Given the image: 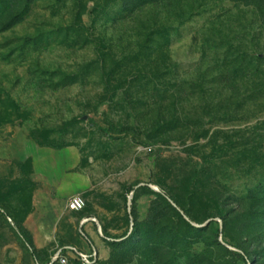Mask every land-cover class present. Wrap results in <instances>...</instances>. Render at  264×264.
I'll return each instance as SVG.
<instances>
[{
	"label": "rangeland",
	"instance_id": "rangeland-1",
	"mask_svg": "<svg viewBox=\"0 0 264 264\" xmlns=\"http://www.w3.org/2000/svg\"><path fill=\"white\" fill-rule=\"evenodd\" d=\"M144 1L0 0V264H264V0Z\"/></svg>",
	"mask_w": 264,
	"mask_h": 264
},
{
	"label": "crops",
	"instance_id": "crops-1",
	"mask_svg": "<svg viewBox=\"0 0 264 264\" xmlns=\"http://www.w3.org/2000/svg\"><path fill=\"white\" fill-rule=\"evenodd\" d=\"M48 161L51 172V179L53 185H55V191L51 197L46 201V206L48 210L53 212L57 211L58 214V226L57 230L62 229L68 216L73 212L67 207L70 199L77 197L81 191L86 189L87 180L83 175L78 174V176H72L70 173V168L76 166L80 161V156L77 150H71L69 152L63 153V155H58L55 157L54 154L48 155ZM90 218L85 217L80 221L81 227L88 233L90 239L96 244L97 232L94 228L93 222ZM33 231V230H32ZM34 232V231H33ZM49 233V232H48ZM35 234V232H34ZM45 228L40 230L38 235L35 234L36 241L42 242L44 237L50 239L51 235L47 234ZM58 231L53 235L54 239L59 238ZM90 240V242H91ZM69 248V247H67Z\"/></svg>",
	"mask_w": 264,
	"mask_h": 264
},
{
	"label": "built area",
	"instance_id": "built-area-1",
	"mask_svg": "<svg viewBox=\"0 0 264 264\" xmlns=\"http://www.w3.org/2000/svg\"><path fill=\"white\" fill-rule=\"evenodd\" d=\"M67 207L70 211L79 212L84 209L85 204L81 198L73 197L69 200ZM98 259L99 253L95 248L89 251H81L75 247H69L56 250L51 264H72L74 262H78L79 264H96Z\"/></svg>",
	"mask_w": 264,
	"mask_h": 264
},
{
	"label": "trees",
	"instance_id": "trees-1",
	"mask_svg": "<svg viewBox=\"0 0 264 264\" xmlns=\"http://www.w3.org/2000/svg\"><path fill=\"white\" fill-rule=\"evenodd\" d=\"M154 0H146V1H144L143 3L145 4V3H150V2H153ZM31 252H32V254L35 256L36 255V249L34 248V246H32L31 247ZM247 261V260H246ZM72 264H79L78 262H74V263H72Z\"/></svg>",
	"mask_w": 264,
	"mask_h": 264
}]
</instances>
